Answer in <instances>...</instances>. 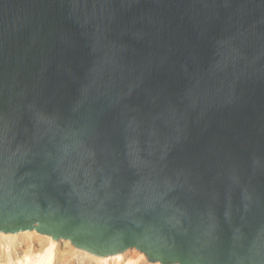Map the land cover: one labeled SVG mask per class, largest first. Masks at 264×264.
Segmentation results:
<instances>
[{
    "label": "water",
    "instance_id": "95a60500",
    "mask_svg": "<svg viewBox=\"0 0 264 264\" xmlns=\"http://www.w3.org/2000/svg\"><path fill=\"white\" fill-rule=\"evenodd\" d=\"M32 230L264 264V0H0V232Z\"/></svg>",
    "mask_w": 264,
    "mask_h": 264
},
{
    "label": "bare ground",
    "instance_id": "6f19581e",
    "mask_svg": "<svg viewBox=\"0 0 264 264\" xmlns=\"http://www.w3.org/2000/svg\"><path fill=\"white\" fill-rule=\"evenodd\" d=\"M2 237H9V240L14 242L15 250L23 252V257L26 260L34 255V253L37 254L39 257L36 261L32 262L33 264H74L72 261L74 260L73 257L79 252L94 259L97 264L100 262L103 264H122L123 262L126 264L131 262H136V264H162L160 262L149 261L142 252L136 249H127L113 255L97 256L75 247L69 240H55L52 236L40 234L36 230L20 231L17 233L0 232V238ZM3 262H6V258L0 250V263Z\"/></svg>",
    "mask_w": 264,
    "mask_h": 264
},
{
    "label": "rangeland",
    "instance_id": "374dc122",
    "mask_svg": "<svg viewBox=\"0 0 264 264\" xmlns=\"http://www.w3.org/2000/svg\"><path fill=\"white\" fill-rule=\"evenodd\" d=\"M9 239H10L9 237L0 238V241H1L0 250H1L2 254L5 256V258H6V262L0 263V264H31L32 262L36 261V259L39 257L37 254L34 253V255H32L31 257L29 256L31 258V260H30V258H28V260H26L25 257H23L24 256L23 252L16 251L15 248H14V242H12ZM74 257H76V258H74ZM74 257H73L74 260H72L74 262V264H97V262L94 259L86 256L85 254H83L81 252L76 254V256H74ZM41 264H44V263H41ZM98 264H103V263L100 262ZM122 264H126V263L123 262ZM128 264H136V262H131V263H128Z\"/></svg>",
    "mask_w": 264,
    "mask_h": 264
}]
</instances>
